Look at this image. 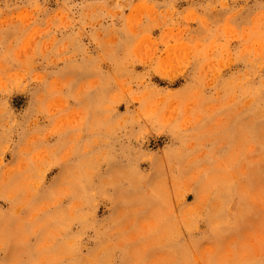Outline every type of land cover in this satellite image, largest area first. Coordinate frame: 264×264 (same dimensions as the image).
<instances>
[{
    "label": "rangeland",
    "instance_id": "1",
    "mask_svg": "<svg viewBox=\"0 0 264 264\" xmlns=\"http://www.w3.org/2000/svg\"><path fill=\"white\" fill-rule=\"evenodd\" d=\"M0 264H264V0H0Z\"/></svg>",
    "mask_w": 264,
    "mask_h": 264
}]
</instances>
